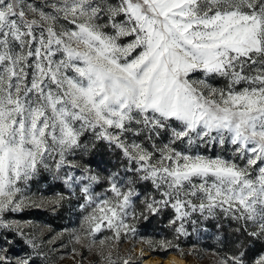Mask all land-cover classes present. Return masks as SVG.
<instances>
[{"label":"snow or ice","instance_id":"obj_1","mask_svg":"<svg viewBox=\"0 0 264 264\" xmlns=\"http://www.w3.org/2000/svg\"><path fill=\"white\" fill-rule=\"evenodd\" d=\"M43 174L65 191L34 200ZM73 196L89 247L168 213L176 239L223 218L264 241V0H0V264L44 255L10 216Z\"/></svg>","mask_w":264,"mask_h":264},{"label":"rangeland","instance_id":"obj_2","mask_svg":"<svg viewBox=\"0 0 264 264\" xmlns=\"http://www.w3.org/2000/svg\"><path fill=\"white\" fill-rule=\"evenodd\" d=\"M218 153L230 156V152H222L219 147L206 152L207 155ZM85 161L92 163L94 167L99 164L102 174H105L104 170L106 172L116 170L118 164L116 155L104 145H99L90 156L86 155ZM103 187L102 185L97 191L102 192ZM141 190H147V186H143ZM64 191L47 174L38 177L30 189L34 200L43 197L53 198ZM78 203L75 196L66 197L63 207L55 212L51 211L47 205L44 207L31 206L23 212L9 217L10 220L18 223L27 234L34 236L40 245L44 255L37 259L35 264H108L107 257L109 256L117 261V264L126 258L129 259V264H134L141 259L143 250L149 254L150 251L155 252L159 249L157 242L165 239L171 241L173 245L178 244L179 248L160 250L161 253H176L193 264H221L222 257L238 253L241 250L245 252L246 264H254L255 259L264 253V241L241 235L234 222L223 218L218 221H208L196 229H190L189 236L176 239L166 226L171 213L166 214L163 219H152L150 223L146 224L149 227L147 230L141 228L144 225L142 222L138 236L144 237V240L121 241L119 244L109 242L103 246L89 247L88 239L83 236L79 242L75 240V235L80 231L79 226L82 218L81 210L77 207ZM73 248L76 249L78 255H72ZM12 251L15 254H21L27 249L23 244L18 243ZM81 255L83 259H81Z\"/></svg>","mask_w":264,"mask_h":264},{"label":"bare ground","instance_id":"obj_3","mask_svg":"<svg viewBox=\"0 0 264 264\" xmlns=\"http://www.w3.org/2000/svg\"><path fill=\"white\" fill-rule=\"evenodd\" d=\"M141 256V259L139 258L140 260L135 262V264H193L190 260L172 252L164 259L158 256H152L145 250L141 252Z\"/></svg>","mask_w":264,"mask_h":264},{"label":"trees","instance_id":"obj_4","mask_svg":"<svg viewBox=\"0 0 264 264\" xmlns=\"http://www.w3.org/2000/svg\"><path fill=\"white\" fill-rule=\"evenodd\" d=\"M153 219H154V218H153ZM142 224H144V223H142ZM141 228H143L144 230L149 229L148 225H146V224L142 225ZM148 251H149V250H148ZM165 253H167V252H165ZM165 253H164V254H165ZM150 254H151L152 256H153V255H154V256H163V255H164L163 253L160 252V249H158V250L155 251V252H151V251H150Z\"/></svg>","mask_w":264,"mask_h":264},{"label":"water","instance_id":"obj_5","mask_svg":"<svg viewBox=\"0 0 264 264\" xmlns=\"http://www.w3.org/2000/svg\"><path fill=\"white\" fill-rule=\"evenodd\" d=\"M141 250V249H140ZM140 252V251H139ZM139 252H138V258H139ZM170 252L165 253L163 256H160V258L164 259ZM135 264V263H134Z\"/></svg>","mask_w":264,"mask_h":264}]
</instances>
